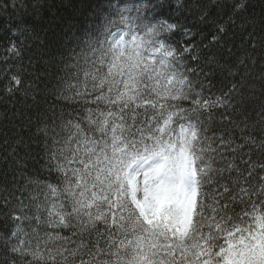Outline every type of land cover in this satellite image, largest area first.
Here are the masks:
<instances>
[{"label": "snow or ice", "instance_id": "obj_1", "mask_svg": "<svg viewBox=\"0 0 264 264\" xmlns=\"http://www.w3.org/2000/svg\"><path fill=\"white\" fill-rule=\"evenodd\" d=\"M144 7L90 26L55 74L32 58V79L11 76L6 91L32 103L0 156V264H264V16L215 0L201 51ZM30 34L17 25L8 53Z\"/></svg>", "mask_w": 264, "mask_h": 264}, {"label": "trees", "instance_id": "obj_2", "mask_svg": "<svg viewBox=\"0 0 264 264\" xmlns=\"http://www.w3.org/2000/svg\"><path fill=\"white\" fill-rule=\"evenodd\" d=\"M37 4V9H30V14L18 15L12 12L9 7L8 15L0 14V156L6 154L10 149L6 147L15 143V136L20 130V114L27 113L31 100L26 98L23 91L9 94L6 89L11 82L13 74L23 77L25 82L32 79V70L30 59L48 60L45 67L53 74L58 71V65L54 60L59 59L64 48H71L77 37L83 38L86 30L90 26H95L104 16L113 15L120 8L132 9L131 15H136L135 9L139 6H145L144 15L153 23L165 21L177 25L174 33H165L164 36L176 44L183 41L185 30L193 32V43L200 46L201 51L211 40V33L215 31L210 21L219 18V9L214 7L215 0H182L185 7L178 8L176 0H32ZM10 4V0H0V4ZM98 8V9H97ZM207 11L210 15L209 22H202L201 14ZM247 15L253 16L259 21L264 16V0H249ZM30 30V35L25 45L21 48V56L15 57L8 53L12 42H19V37L12 36L16 26L21 24ZM236 33L232 38L237 52L242 51V34L239 28L231 29ZM42 41V42H41ZM70 41H72L70 43ZM182 46V44H181ZM211 51L218 56H223L224 60L228 57L218 48ZM259 55V52H257ZM186 64L194 62L190 59L185 61ZM259 65L255 72L259 74ZM81 88L83 89L84 81L87 87H92L91 77L81 75ZM259 103V92L254 101ZM4 221L0 217V227Z\"/></svg>", "mask_w": 264, "mask_h": 264}, {"label": "rangeland", "instance_id": "obj_3", "mask_svg": "<svg viewBox=\"0 0 264 264\" xmlns=\"http://www.w3.org/2000/svg\"><path fill=\"white\" fill-rule=\"evenodd\" d=\"M98 9V8H97Z\"/></svg>", "mask_w": 264, "mask_h": 264}]
</instances>
